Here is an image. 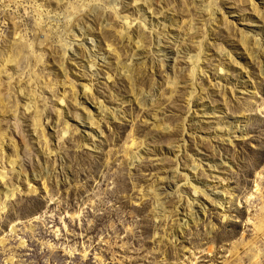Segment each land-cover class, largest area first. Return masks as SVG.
Instances as JSON below:
<instances>
[{
    "label": "rangeland",
    "instance_id": "obj_1",
    "mask_svg": "<svg viewBox=\"0 0 264 264\" xmlns=\"http://www.w3.org/2000/svg\"><path fill=\"white\" fill-rule=\"evenodd\" d=\"M0 264H264V0H0Z\"/></svg>",
    "mask_w": 264,
    "mask_h": 264
},
{
    "label": "bare ground",
    "instance_id": "obj_2",
    "mask_svg": "<svg viewBox=\"0 0 264 264\" xmlns=\"http://www.w3.org/2000/svg\"><path fill=\"white\" fill-rule=\"evenodd\" d=\"M143 23H145V22H143ZM145 24H146V23H145ZM145 26H146V25H145ZM198 64H199L198 58L194 59V76H195V74H196V69H198ZM99 112L104 113V109H103L102 106L99 107ZM194 171H196V169H194ZM186 176L188 177V180H187L188 184L193 185V183H194L195 181H194V182L192 181V179L190 178V175H189V174H187Z\"/></svg>",
    "mask_w": 264,
    "mask_h": 264
}]
</instances>
